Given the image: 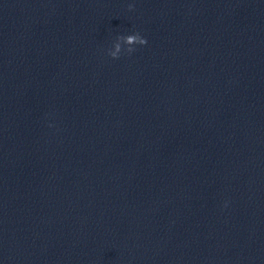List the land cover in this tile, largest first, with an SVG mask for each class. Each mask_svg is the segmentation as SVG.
<instances>
[{"label":"clouds","instance_id":"clouds-1","mask_svg":"<svg viewBox=\"0 0 264 264\" xmlns=\"http://www.w3.org/2000/svg\"><path fill=\"white\" fill-rule=\"evenodd\" d=\"M134 7V4H128L129 11L134 10ZM146 44L147 39L142 37L138 32L126 36H118L116 37L112 49L108 51V55L113 59H119L122 52V45L127 46L125 50L128 54H132L136 51V45L144 46Z\"/></svg>","mask_w":264,"mask_h":264}]
</instances>
